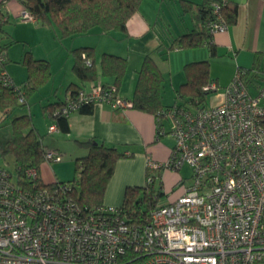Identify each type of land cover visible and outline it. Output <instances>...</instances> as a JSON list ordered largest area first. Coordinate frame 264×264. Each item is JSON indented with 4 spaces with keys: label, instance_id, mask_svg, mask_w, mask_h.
Segmentation results:
<instances>
[{
    "label": "built area",
    "instance_id": "2783aa9c",
    "mask_svg": "<svg viewBox=\"0 0 264 264\" xmlns=\"http://www.w3.org/2000/svg\"><path fill=\"white\" fill-rule=\"evenodd\" d=\"M221 7L213 4L217 17L207 23L213 33L229 28ZM21 18L35 21L25 10ZM5 59L0 46V82L11 85ZM111 92L80 91L61 113L70 116L83 100L131 106ZM156 118L157 137L170 134L175 144L166 160L147 155L146 180L162 181V171L184 165L192 175L147 223L127 220L120 206L85 213L67 199V184H44L33 167L23 177L20 166L12 173L0 164V264H264V77L248 83L237 69L220 104H176ZM57 129L49 126V132ZM62 156L46 153L48 161Z\"/></svg>",
    "mask_w": 264,
    "mask_h": 264
},
{
    "label": "trees",
    "instance_id": "16d2710c",
    "mask_svg": "<svg viewBox=\"0 0 264 264\" xmlns=\"http://www.w3.org/2000/svg\"><path fill=\"white\" fill-rule=\"evenodd\" d=\"M17 1L21 4L22 9L32 16L36 22L54 29L60 40L90 34H127V23L139 11L143 2V0ZM182 2L184 12L189 10L192 12L193 8L196 10L194 28L190 32L176 37L166 49L159 47L157 51L144 57L140 68L137 70L135 89L130 99L120 94V87L129 65L127 57L104 52L98 63L95 46L84 45L71 48L70 51L74 55L72 71L80 83H72L71 91L63 100L42 107L43 111L52 117V123L57 125V130L62 133L69 132V116L61 113V108L66 99L76 100L80 91L88 94L98 87L104 90H112L113 99L121 98L130 102L131 106L127 108L139 109L151 113L155 117L160 110L176 104L190 107L207 106V96L215 92L209 89L208 86L213 82L217 83L211 77L210 68L211 59L217 55V48L213 40L216 33L208 29L207 23L216 20L217 14L214 12V3L222 4L220 12L228 25L236 22L237 9L228 0L225 2L223 0H202L198 4L190 0H182ZM9 21L3 7L0 6V36L6 32L5 24ZM12 43V40L5 44L0 41V46L5 52L4 67L7 70L10 62L8 47ZM202 47H207L208 58L184 65L185 81L176 89V101L171 105H165L162 97L166 78L158 64V58H163L173 49H198ZM21 63L26 66L28 71L22 84H17L13 77L11 85H4L0 82L1 113L11 114L18 109L27 108L35 92L51 79L50 62L47 59L35 58L31 50L25 52ZM238 69L247 78L248 83L252 79L264 77L258 62L254 63L249 69L242 67ZM100 76L108 80L112 79V81H100L98 80ZM87 84L89 85L87 86ZM21 96L24 97L23 102L19 101ZM94 105L83 100L81 109L78 111H91ZM2 119L0 118V128ZM11 124L12 136L5 146L0 145V150L4 157L9 155L13 157L15 167H21L18 175L25 177L24 170L33 167L38 171L39 182L44 184H53L54 182L67 184L69 187L66 192L67 199L85 213L106 206L104 196L114 174L116 163L120 158L127 156L119 146L92 139L79 141V144L86 149V153L75 159L74 178L45 183L41 179L40 169L44 162H49L46 159V153L51 149L45 144L43 135L34 125L31 113L26 112L15 115ZM53 150L56 151V149ZM25 183L28 182L25 181ZM165 194L162 181L156 180V178L152 183L146 180L143 186H128L124 200L120 205L122 215L126 216L127 220L147 223L151 220L153 212L165 203L163 200Z\"/></svg>",
    "mask_w": 264,
    "mask_h": 264
},
{
    "label": "crops",
    "instance_id": "0c3cea01",
    "mask_svg": "<svg viewBox=\"0 0 264 264\" xmlns=\"http://www.w3.org/2000/svg\"><path fill=\"white\" fill-rule=\"evenodd\" d=\"M190 1L196 4L202 2V0ZM228 1L231 5L236 6L237 20L235 23L230 24L225 32H218L213 36L217 55L211 59L210 66L211 77L217 81V84L223 90L240 67L249 69L254 63L258 62L261 73L264 74V0ZM0 6L3 7L4 13L7 14L10 21H20L23 9L17 0H0ZM195 11V8H193L192 12L190 10L184 12L182 0H143L139 11L127 23V34H90L97 35L99 42L105 40L102 48L99 43H94V37L97 38V36L78 39L65 38L61 40L64 45L62 47L63 50L70 51L74 47L90 45L100 48L102 53L109 52L127 57L129 67L121 84L120 94L130 99L135 89L137 70L140 68L144 57L147 54L154 53L159 47L166 49L176 37L190 32L196 22ZM33 22L35 24L21 23L19 25L22 27L24 25H32L35 32H39L42 35V41L40 42L47 44H45L43 52L48 51L46 47L54 43V47L51 49L53 51L51 52L59 57L62 52L60 44H58L57 40H54V36H51V30L46 31V29L51 28L43 26L36 21ZM5 30L10 31V28L5 26ZM5 33H8V31ZM13 35L15 36L14 33ZM11 40L13 41L14 38H8L6 43ZM24 43L27 44L25 41ZM198 49H173L163 58H158V64L166 78L165 82H167L168 76L172 75L177 65H185L189 62L201 60V58L196 59L195 57L197 55L195 51ZM10 50L11 48L8 49V56L12 62ZM27 50L31 49L25 47V51L19 60H22ZM48 56H50V53ZM34 57L39 59L48 58L47 55H34ZM96 59L98 60L97 52ZM65 62V65L69 67H67L63 76L61 75L62 67V71H57L54 76L52 72L53 77L51 76V79L38 90L39 100L37 102H40L42 107L63 100L71 91V84L80 83L72 71L74 58L69 55L68 61ZM50 66L52 71V62H50ZM68 71H70L69 75ZM170 79L171 86H174L176 91L179 86L176 85L172 76ZM98 80L112 81V79L108 80L103 76H100ZM184 81L185 74L180 77L178 85H181ZM223 100L224 91L215 97L211 105L220 104ZM29 109L31 113V105H29ZM42 118H48V121H50L49 125L53 122L52 117L45 113L43 109ZM68 123V133H62L59 130L51 132L58 133L61 136H56L58 141L52 142V147L49 146V149H56L62 154L65 152L71 158L73 156L78 157L86 153V149L79 144V141L92 139L102 143L115 144L126 154L130 152L129 156L122 157L117 161L114 174L107 186L104 204L111 207H119L122 204L128 186H143L146 183L148 154H152L159 161L166 160L175 144L170 134L157 137V118L155 115L135 108L123 109L113 108L109 104H95L91 111L73 112L68 117ZM52 162L46 161L41 165L40 175L45 183H52L59 179L53 170V172L48 170L50 169L49 164L51 165ZM162 172L161 175H163ZM181 193L171 197L169 200H174Z\"/></svg>",
    "mask_w": 264,
    "mask_h": 264
},
{
    "label": "rangeland",
    "instance_id": "374dc122",
    "mask_svg": "<svg viewBox=\"0 0 264 264\" xmlns=\"http://www.w3.org/2000/svg\"><path fill=\"white\" fill-rule=\"evenodd\" d=\"M25 21V22H24ZM21 23H33L35 24L33 21H29V20H22L20 19V21H10L8 23L5 24L6 28H10L8 31V33H3L0 37V41L2 42V44H5L6 41L8 40V38H14L13 43L11 46L8 47V49L11 48L10 50V55H12V62L10 61L8 64V70L11 74V76L14 78V80H16L17 84H22V82L25 80L26 76H27V68L25 65H23L21 63V60H19L24 51H25V47L26 48H30L32 50V53L36 56L38 55H47V59L52 62V72H53V76L55 75V73L57 71H60L62 68V76L64 74V72L67 70V67H69L68 65H65V61H68L69 59V55H71L74 58V55L72 53H70L69 50H63L64 46L61 43V40L59 39V37L57 36V33L54 29H46L47 30H51V36H54V40H57L58 44H60V50H62L61 55L59 57L55 56V53H52L51 50L54 47V43L48 45V47H46V49L48 51H44V46L45 44L42 41V35L39 32H35L34 27L32 25H24L23 28L21 25ZM25 29V30H24ZM19 30H23V31H19ZM48 32V31H47ZM13 33L15 34V36L13 35ZM89 36H97V35H85V36H78L75 39L78 38H88ZM20 37V38H18ZM26 37V38H23ZM48 37V36H47ZM16 38V39H15ZM95 44L99 43V46L102 48L103 43L105 42V40H101L100 42L99 37L97 36V38H95ZM24 41L27 43L25 44ZM69 43V42H68ZM47 45V44H46ZM50 50V51H49ZM96 52H97V57L98 60L100 61V57H101V49L100 48H96ZM36 52V54H35ZM196 52V59L201 58V60H204L206 58H208V50L207 48H200L198 49ZM46 53V54H44ZM50 53V56H48ZM15 57V58H14ZM68 57V58H67ZM71 58V57H70ZM97 60V62L99 63V61ZM129 67V65H128ZM70 71H68V75H69ZM184 65H177L175 70L173 71L172 75H169L167 78V82H165V86L163 89V97L162 100L164 103L166 104H173L176 98V91L174 89V86H171V79L170 77L172 76L174 78V81L176 83L177 86H180L179 83V79L180 77H183L184 74ZM52 76V77H53ZM224 90L221 86H219L218 91L211 93L207 96V100L206 103L207 105H211V102L215 99V97L222 93ZM38 91H36L35 93H37ZM38 93L37 95L34 94V97L32 96V98L29 101V104L31 105V113H32V119H33V123L34 125L40 130L41 134L43 135V139L45 141V144L49 147L51 146L52 142H57V135L61 136L58 133H51L48 130V126H49V119L48 118H42V106L40 104V102H37L39 100L38 97ZM38 97V98H37ZM26 112H30L29 106L27 108L24 109H18L15 112L11 113V114H5V113H1L0 112V118H3L1 123L2 126L0 128V145L5 146L7 141L10 139V137L12 136V118L15 115H19L22 113H26ZM167 127H170V125L168 123H166ZM76 156L72 157L68 154H66L64 152L62 159L61 160H54L52 162V164H49V168L48 169L50 172L53 170L54 173L56 174V176L61 179V180H70L73 179L75 176V169H76V162H75ZM0 164L6 166L12 173H15V162L12 156H6L4 157L1 153L0 150ZM52 171V172H53ZM162 181H163V188H164V192L166 193L164 195V201L167 202L171 197H174L175 195H178L180 192H182V188H178L176 189L175 187L177 186L178 182L180 180H184V186H187L190 184L191 182V175H192V168L189 165H184L183 168L180 171H172V170H167V171H163L162 172ZM57 179V180H59Z\"/></svg>",
    "mask_w": 264,
    "mask_h": 264
}]
</instances>
